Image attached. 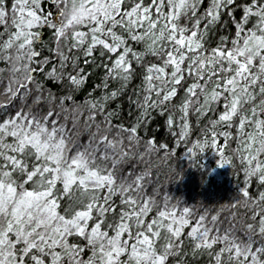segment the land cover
<instances>
[{
  "label": "snow or ice",
  "instance_id": "snow-or-ice-1",
  "mask_svg": "<svg viewBox=\"0 0 264 264\" xmlns=\"http://www.w3.org/2000/svg\"><path fill=\"white\" fill-rule=\"evenodd\" d=\"M0 65V264H264V0H0ZM157 113L239 162L227 224L147 193Z\"/></svg>",
  "mask_w": 264,
  "mask_h": 264
},
{
  "label": "trees",
  "instance_id": "trees-1",
  "mask_svg": "<svg viewBox=\"0 0 264 264\" xmlns=\"http://www.w3.org/2000/svg\"><path fill=\"white\" fill-rule=\"evenodd\" d=\"M229 28H231V25H228V28H225L224 31L227 32ZM216 35H219V26L213 31V35L209 37V40L214 43V36ZM0 67H4V65H0ZM7 76L8 73L6 71L0 73V93H2L3 87L7 84ZM93 83L94 80L89 79L85 88L75 94V100H84V93L88 88L92 87ZM45 85L47 88L55 90L57 95L65 90L63 86L54 80H46ZM127 96L128 93L126 92L121 97L123 113L121 119L126 122L129 116L134 114L130 110ZM111 106H115V102ZM134 107L135 105H132V108ZM77 115L80 114L77 113ZM60 118L62 120L65 119L62 114ZM189 118L194 130L192 138H196V131H198L197 114L191 113ZM202 119H206V117ZM67 123L69 128H72L71 116L68 117ZM82 125L83 120L81 119L80 124L73 129V132H79ZM153 125H159V127H153ZM144 134L142 131L141 135ZM147 134L152 135L157 141L163 140L164 143L169 145V149H159L151 155H146L140 161H132V164L137 165L138 170L147 168L151 173L150 178H148L147 193L155 195L157 199H162L163 194L168 193L173 200L180 198L185 204L201 205V211L208 209L209 212H212L220 209V218L223 223L227 224L228 214L233 211L227 205L233 199L238 198V181L242 179V173L239 171L241 167L239 162L236 161L235 167L227 163L218 164L219 154L215 153L210 145L206 146L203 152H197V155L192 157L191 153H187L185 150L183 141L180 144L175 143V137L163 126V117L158 113L149 122ZM83 138L86 139L87 136L84 135ZM219 142L222 143V139ZM141 143L143 144V141ZM233 146H235L234 142ZM172 148H175L176 151H170ZM252 187L254 188L255 184ZM154 188H158V191L154 192ZM234 210L238 214L245 211L239 206Z\"/></svg>",
  "mask_w": 264,
  "mask_h": 264
}]
</instances>
